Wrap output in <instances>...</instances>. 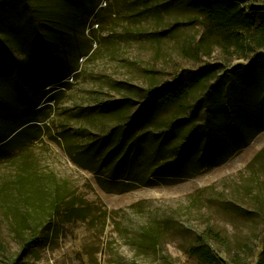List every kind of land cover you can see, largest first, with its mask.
<instances>
[{
	"label": "rangeland",
	"instance_id": "rangeland-1",
	"mask_svg": "<svg viewBox=\"0 0 264 264\" xmlns=\"http://www.w3.org/2000/svg\"><path fill=\"white\" fill-rule=\"evenodd\" d=\"M66 6L64 21L48 36L28 20L5 23L0 32V264H164L162 256L195 264L188 249L208 234L220 259H245L250 250L256 257L264 242V132L212 170L152 187L128 188L117 178L124 174L111 173L113 161L83 153L136 112L142 91L181 71L245 61L184 0ZM13 25L20 32L10 31ZM52 75L66 78L38 103ZM197 97L195 91L191 100ZM173 115L162 111L157 120ZM238 142L214 147L215 161ZM145 228L157 236L150 247L141 242ZM39 230L36 245L23 250L22 241Z\"/></svg>",
	"mask_w": 264,
	"mask_h": 264
},
{
	"label": "trees",
	"instance_id": "trees-1",
	"mask_svg": "<svg viewBox=\"0 0 264 264\" xmlns=\"http://www.w3.org/2000/svg\"><path fill=\"white\" fill-rule=\"evenodd\" d=\"M184 1L202 17L207 31L221 38L223 47L235 51L237 59L245 63L230 68L207 64L195 71H181L172 81L142 91L136 112L83 151L94 161H113L111 173L124 174L117 178L130 183L128 188L166 185L195 177L222 165L264 132V0H255L259 1L258 6H245L243 0ZM75 5L70 8L76 16ZM66 11V0H60L56 7H35L27 0H0V32L5 23L28 20L34 32L48 36L57 32ZM9 30L20 32V27L13 25ZM65 78L52 75L37 95L38 103L46 97L47 87ZM27 88L23 86L22 93H27ZM195 91L199 97L191 100ZM169 109L174 110L173 116L157 120L160 112ZM222 142L238 144L215 161L213 148ZM54 215H49L48 224ZM41 234L39 230L23 240V250L35 246ZM140 237L150 247L157 236L145 228ZM209 238L210 234L200 235L189 247L188 254L195 264H264V242L256 257L250 250L245 259L234 256L226 261L213 252ZM252 257L255 259L250 260ZM162 262L173 264L168 256H162ZM10 264L30 263L14 259Z\"/></svg>",
	"mask_w": 264,
	"mask_h": 264
}]
</instances>
